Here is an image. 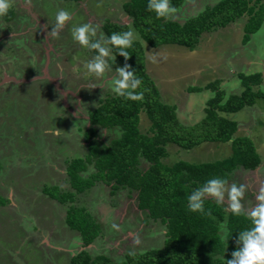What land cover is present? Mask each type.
<instances>
[{
  "label": "rangeland",
  "instance_id": "rangeland-1",
  "mask_svg": "<svg viewBox=\"0 0 264 264\" xmlns=\"http://www.w3.org/2000/svg\"><path fill=\"white\" fill-rule=\"evenodd\" d=\"M126 1L128 0H31L29 5L27 0H13V7L8 14L0 17V192L5 191L6 187H3L5 181L11 183L12 191L16 194L15 200L21 208L13 210H7L11 209L10 207L3 208L7 211L0 209V264H46L50 252L54 250L48 245L58 244L56 247L59 249L65 247L59 245V242L62 241L63 236L60 232L64 230L63 226L67 228L64 216L69 205L76 207L89 205L98 208L115 206L114 211L110 213H91L92 220L99 225L101 232L98 240L88 249L91 255L105 249L117 257L122 255V250L139 252L162 245L164 226L147 218L145 213L135 210L132 191L129 192L132 194H129L126 187L119 188L113 197L109 195V186L100 181L91 186V189L76 193L68 186L64 174L65 165L73 159L82 158L85 153L83 133L89 126L86 111L95 106L98 99L115 94L111 90V78L116 76L115 68L111 69L112 67L104 77L88 76L82 63L79 76L72 72V66L77 63L74 57L86 61L90 59L91 52L72 40L71 27L91 21L99 26V35L102 32L101 25L108 20L112 23L126 24L131 28L130 20L123 19L121 5ZM207 1L210 0H187L185 4L187 10L183 12L177 10L169 19L183 22L187 16L200 11ZM61 8L69 10L73 14V19L65 25L59 38H52L50 32L48 35L47 32L55 22V12ZM245 19L246 15L236 18L231 26L227 24L216 36L211 34L212 31L201 33L195 45L198 50L203 48L199 45L208 40L207 34L214 37L211 43L209 40L207 43L208 49L214 48L213 57L218 62L214 70L207 65L212 59L211 55L205 53L207 50H203L204 54L201 56H195L176 44H159L152 48L140 40L136 30L131 28L134 40L139 41L141 45L144 71L157 89L158 100L172 105L174 98L179 96L180 89L202 87L210 81L215 86L217 83L219 87L220 81L224 79L221 74L227 72L229 67L233 66L239 71L237 61L233 64L230 57L234 56L232 51L237 49L238 53L241 50L239 41ZM46 24L47 29L44 28ZM233 24L236 25L235 29L232 28ZM261 25L256 32L258 35L252 36L249 45L250 54L256 58L261 57L258 70L264 68V17ZM200 38L203 41L200 42ZM150 52L157 54L156 63L149 60ZM33 57L35 64L32 63ZM197 68H202L203 71L193 72V69ZM229 74L230 80H233L238 73L233 69ZM15 78L17 81L13 82ZM102 81L105 86L101 84ZM91 84L97 86L90 89ZM250 90L262 93L263 98H254L252 104L242 107L235 113L218 114L236 122V125L241 123L233 137L249 135L261 161L252 170L236 169L228 176L229 184L249 185L243 201L245 207L255 205V188L259 181L264 180V81L262 83L261 79L258 84L251 85ZM66 91L74 94L75 98L78 96V103L72 102L77 113L71 115L70 121H66L68 108L66 110L60 101L61 93ZM239 91L238 86L234 92ZM21 93H28V96ZM198 97L200 98L199 94H196L193 99L195 108L199 105ZM67 99L72 101L74 98ZM149 125L145 114L139 112L138 129L143 132L149 129ZM199 128L198 126V133L202 132ZM96 133L107 143L117 136L118 131L97 127ZM209 134L212 135L213 131ZM209 142L201 141L189 149L188 161L212 162L231 155L230 144L227 141H211L214 143V149L206 150ZM168 151V159H164L167 165L178 160L179 157L176 156L180 153L175 145H168ZM49 164H52L55 169L53 172H57L59 178L52 175ZM144 166L145 163L140 162V168ZM5 175L9 176L6 178L8 180L5 179ZM51 186H55L58 192L75 193L72 201L60 203L42 192L44 187ZM96 200L98 203L95 204ZM220 206L225 213L228 212L225 210L227 204ZM34 220L39 228L37 236L31 231ZM219 230L222 235L223 229L220 227ZM76 234L78 233L75 231L73 235L67 232L64 235L71 244L72 252L79 247ZM134 236L139 237V244L133 243ZM116 243L119 244L118 250L113 249ZM55 258L58 264L68 262L63 252L57 254Z\"/></svg>",
  "mask_w": 264,
  "mask_h": 264
},
{
  "label": "trees",
  "instance_id": "trees-1",
  "mask_svg": "<svg viewBox=\"0 0 264 264\" xmlns=\"http://www.w3.org/2000/svg\"><path fill=\"white\" fill-rule=\"evenodd\" d=\"M77 1V0H71ZM181 0H171L177 6ZM148 0H128L122 3V11L130 18V27L136 30L139 39L149 47L159 44H176L189 50L198 43L201 33L223 27L236 18L246 15L242 27L241 43L261 24L264 15V0H219L206 7L195 16L179 23L172 19L158 18L155 12L147 10ZM101 30L105 35L129 30L126 24L103 22ZM113 54L118 49H111ZM130 59L125 61L117 54L116 61L109 60L112 68L131 65L142 84L136 89L143 92V100H130L116 94L99 99L87 112L88 127L83 138L86 153L82 158L71 160L65 165L68 186L76 193L89 189L96 182L109 186L112 196L119 188L135 192L136 208L144 210L146 217L158 220L165 226L161 247L130 255L113 261L98 254L90 256L80 249L72 255L67 264H226L236 250L239 231L251 227L250 220L243 215L225 213L215 201L207 199L205 209L212 215L205 216L190 212L187 196L213 177L228 179L236 169L252 170L260 163V158L249 138L232 137L236 123L217 115V111L235 112L253 103L254 98L262 97L260 92H252L251 84L259 83V74L238 73L242 91L229 95L222 103V92L214 83L207 88L214 95L206 101L204 117L192 126H183L175 118L173 108L161 103L157 89L143 67V53L139 41L127 49ZM189 91L198 90L188 88ZM263 98V97H262ZM144 112L149 121L147 133L138 129V113ZM202 132H197V127ZM118 131V135L107 143L102 141L96 128ZM213 131V134L209 132ZM201 141L229 142L231 155L212 162L190 163L178 160L167 165L166 144H174L181 149H190ZM144 159L148 165L140 168ZM42 192L60 203L72 201V192H58L55 186L43 188ZM3 199L0 198V204ZM65 224L78 232L81 246L85 247L99 233L95 223L83 207L69 205L64 216ZM227 226L219 233L220 225Z\"/></svg>",
  "mask_w": 264,
  "mask_h": 264
},
{
  "label": "clouds",
  "instance_id": "clouds-1",
  "mask_svg": "<svg viewBox=\"0 0 264 264\" xmlns=\"http://www.w3.org/2000/svg\"><path fill=\"white\" fill-rule=\"evenodd\" d=\"M27 3L30 5L31 0H27ZM12 7L13 0H0V17L7 15ZM147 10L155 12L158 18L165 20L177 12V8L171 4V0H148ZM72 19L73 14L69 10L58 9L55 12V22L47 35L50 32L52 38H59L65 25ZM44 28H48L47 24L44 25ZM98 28L99 26L94 25L91 21L71 27L72 40L89 52H95V55L86 61H80L79 57H74L77 63L72 66V72L77 76L81 72V63L88 76L101 78L111 68L109 60L116 61L117 54L123 56L125 61L130 59L131 53L127 49L132 48L134 40V32L131 28L127 31L112 32L110 35H105L102 32L98 35ZM113 47L118 49L116 54L111 51ZM148 58L152 63L157 62V54L150 52ZM32 63L35 64V57H33ZM115 72L116 76L111 78V90L125 99L143 100V92L136 91L141 86L142 80L136 77L135 71L131 70V65L125 63L123 66H118L115 68ZM96 86V84H91L90 89ZM56 134L58 135L59 132L57 131ZM248 190L249 185L246 183L229 184L226 178L213 177L193 189L187 196V208L190 212L211 216V209H205V201L212 199L217 205L227 204L225 210L233 215H243L250 220L251 227L239 231L236 239L237 248L231 253V258L225 259L226 264H264V180L259 181L255 188L256 203L252 207H245L243 203ZM113 227L118 228L116 225ZM220 227L227 230V226L224 224H221ZM133 243H140L138 236L133 237ZM130 255H135V253H130Z\"/></svg>",
  "mask_w": 264,
  "mask_h": 264
},
{
  "label": "crops",
  "instance_id": "crops-1",
  "mask_svg": "<svg viewBox=\"0 0 264 264\" xmlns=\"http://www.w3.org/2000/svg\"><path fill=\"white\" fill-rule=\"evenodd\" d=\"M219 0H210V1H207V2H204V4H203V8L200 10V11H197L195 14H193V15H190V16H187L186 17V19L187 18H189V17H192V16H195L197 13H199V12H201L202 10H204L206 7H211L212 5H214L215 3H217ZM187 3V0H181L180 1V3L176 6V8H177V10L179 11V10H181L182 12L183 11H185V10H187V7L185 6V4ZM197 9V8H196ZM195 10V9H194ZM124 13V12H123ZM91 17V16H90ZM263 17H264V15H263ZM246 18H247V16H246ZM123 19H125V20H130L129 19V17L124 13V16H123ZM185 19V20H186ZM39 20V19H38ZM172 20H175V19H172ZM262 20H263V18H262ZM175 21H177V20H175ZM246 21V19L244 20V22ZM177 22H179V21H177ZM234 22V21H233ZM233 22H229L228 24L230 25L231 23H233ZM179 23H181V22H179ZM102 24V23H101ZM261 24H262V21H261ZM260 24V25H261ZM227 25V24H226ZM225 25V26H226ZM231 26V25H230ZM236 26V25H235ZM234 26V24H233V26H232V28H234L235 27ZM260 27V26H259ZM261 27H262V25H261ZM225 27L223 26V27H219V28H217V29H214V30H211L212 32H211V34H213V36H216L218 33H219V30H221V29H224ZM235 29V28H234ZM260 29V28H259ZM102 31V30H101ZM257 32V30L255 31V32H253V33H251L250 35H249V38H248V40L245 42V43H241V41H239L240 42V46H241V50L237 53V49L236 50H234V51H232V53L234 54V56L233 57H230L231 59H230V62H233V64H234V62L235 61H237V63L236 64H238V70L239 71H237V69L235 68V67H233V66H231V67H229L228 68V70H227V72H225L224 74H221L222 75V77L224 78V79H222V81H220V83H219V87H218V85H217V83H216V88H217V90H219V91H221L222 92V99L220 100V102L219 103H222L229 95H238V94H240V92L242 91V86L240 85V82H239V79L236 77V76H234V79L233 80H230V72H232V70L234 69L235 71H236V73H242V74H244V75H248V74H252V73H258L259 74V81H261V79H262V83H263V81H264V77H263V74H264V68L261 70H258V67H260V65L261 64H259V63H261L260 62V58L261 57H254L253 56V54H250V48H249V45H250V43H251V40H252V36H255V35H258V33H256ZM103 33V32H102ZM211 34H207V39L210 41V43L212 42V38H214V37H212V36H210ZM240 34V32L238 31V35ZM209 36V37H208ZM242 36V35H241ZM240 39H241V37H240ZM208 40H206L205 42H203V43H201L199 46H202L203 48L201 49V50H198V48H196V46L193 48V49H191V50H189V49H187V48H185V49H187L189 52V54H192V55H195V56H201L202 54H204V51L203 50H207V51H205V53L206 54H209V55H211V61L209 62V63H207V65L210 67V68H212L213 70L216 68V66L218 65V62H217V60H215L214 59V57H213V55H214V48L212 47V48H210L211 47V45H209L210 47V49H208L207 48V43H208ZM238 40V39H237ZM201 41H203L201 38H200V42ZM178 46H180V45H178ZM157 47V46H156ZM183 47V46H182ZM152 48H154V47H152ZM249 53V54H248ZM84 55V54H83ZM93 55H95V52H91V55H89V58H91ZM249 55H252V57L250 56L249 57ZM251 58H253V61H251ZM80 61H83L82 60V58H80ZM111 69H113V68H111ZM201 70L203 71V69L202 68H197V69H193V72H195V73H200L201 72ZM147 73V72H146ZM189 73L191 74L192 72H190L189 71ZM233 75V74H232ZM231 75V76H232ZM218 76H220V74H218ZM46 78H49V77H46ZM151 78H153V77H151ZM50 80V79H49ZM155 84H156V81L154 80L153 81ZM210 83H212L211 81L210 82H208V83H206L205 85H203L202 87H199V86H191V88H196V89H198V90H192V91H189V90H186V89H180L181 91L179 92L180 94H179V96L178 97H175L174 98V102H172L173 104L172 105H169V106H171L172 108H173V112H174V115H175V118H176V120H177V122L179 123V124H181V125H183V126H192V125H194V124H196V123H198L203 117H204V115H205V113H204V108L206 107V101L209 99V98H211L213 95H214V91L211 89V88H207L206 86H207V84H210ZM101 84H103L104 85V83H103V81H102V83ZM251 85H256V84H251ZM105 86V85H104ZM240 87V91L238 92V93H235L234 92V90H235V88H237V87ZM189 87V86H188ZM203 89V91H201ZM198 92V93H197ZM196 94H199V96H200V101H199V105H198V107L197 108H195V105H194V102L195 101H193V99H194V97H196ZM66 95V96H65ZM60 101H61V103H62V105L64 106V108L67 110V108H68V110H67V113H68V115H67V120L66 121H70V117H71V115L72 116H74V114L75 113H77V110H76V107H75V104L74 103H78V96L75 98V95L74 94H70V92L69 91H66V93H64V92H62L61 93V95H60ZM67 97L69 98V97H71V98H74V99H71L72 101H70V99H67ZM99 100V99H98ZM97 100V101H98ZM63 101V102H62ZM75 101V102H74ZM72 102H74V103H72ZM161 102V101H160ZM198 102V101H197ZM161 103H163V104H166V103H164V102H161ZM167 105V104H166ZM245 106H247V105H245ZM244 107V106H243ZM74 108V109H73ZM240 109H242V108H240ZM89 111V109L86 111V113ZM238 111V110H237ZM237 111H235V112H237ZM221 111H217V115L220 113ZM235 112H231V113H235ZM141 113V112H140ZM142 113H144V112H142ZM223 113H229V112H223ZM218 116H220V115H218ZM87 120V119H86ZM88 123V122H87ZM236 123V122H235ZM237 127H236V131H238V129H239V127L241 126V123H237V125H236ZM109 131V130H108ZM140 131V130H139ZM141 132V131H140ZM142 133H147V129L145 130V131H143ZM118 135V134H117ZM237 135V134H236ZM234 136V133H233V135H232V137ZM238 136H240V135H238ZM241 136H244V135H241ZM245 137H247V138H249V135H246ZM229 143V142H228ZM168 145H174V144H166L165 145V149H166V153H167V155H166V157H164L163 159H162V161L164 162V163H166L165 161H164V159H168V156H169V151H168ZM214 143H212V142H209V144L206 146V150H213L214 148ZM175 147L177 148V149H179V155L178 156H176L177 155V153H176V157H179V159L178 160H183V161H186V162H189L188 160H190V158L188 157V153H187V151L189 150V149H181V148H179V147H177L176 145H175ZM181 149V150H180ZM191 149V148H190ZM254 149H255V147H254ZM184 150V151H183ZM255 151H256V149H255ZM85 153H86V149H85ZM85 153H84V155H85ZM256 153H257V151H256ZM83 155V156H84ZM82 156V157H83ZM175 157V158H176ZM178 160H176V161H178ZM141 162H143V163H145V166H147L148 165V163L144 160V159H142V161ZM175 162V161H174ZM261 162V161H260ZM260 164V163H259ZM258 164V165H259ZM49 166V168H50V171L53 173L52 175L53 176H55L56 178L58 177L57 176V172H53L55 169L53 168V166H52V164H49L48 165ZM257 167V166H256ZM54 169V170H53ZM65 169V168H64ZM238 170V169H237ZM240 170H242V169H240ZM244 171H249V170H244ZM65 174V176H66V173H64ZM9 176H7L6 177V175H5V179L6 178H8ZM55 178V179H56ZM59 178V177H58ZM3 179V178H2ZM6 180H8V179H6ZM6 182V184H4V186L3 187H6L5 188V191L4 192H0V198H2L3 199V203L2 204H0V209L1 210H4V211H7V210H13V209H21L20 208V206H19V204H18V202L15 200L16 199V194L12 191V184L11 183H9L8 184V182L7 181H5ZM93 186H95V184L93 185ZM92 186V187H93ZM2 189V188H1ZM91 189V188H90ZM134 194V197H133V199L135 198V192L134 191H132ZM83 193V192H82ZM129 193V192H128ZM5 196H4V195ZM129 194H132V193H129ZM113 197H115V194L113 195ZM52 199V198H51ZM56 202V201H55ZM134 202H135V204H134V208H135V210H137V211H140L141 213H145L146 214V212L144 211V210H139V209H137L136 208V201H135V199H134ZM95 204L96 203H98L97 202V200L94 202ZM3 204H6V205H3ZM12 205H14V206H12ZM22 205H23V203H22ZM5 207H10L11 209H7V210H5V209H3V208H5ZM87 212H88V214L92 217V215H91V213H94V212H98V213H102V214H106V213H110V211H114L113 209H115L114 207L115 206H113V207H110V206H108L107 208L104 206L103 208H98V206H94V207H89V205H88V207L86 206V205H84V206H82ZM23 209H24V211L26 210L25 209V207L23 206ZM94 215V214H93ZM16 217V216H15ZM37 218V217H36ZM93 218V217H92ZM152 220V219H151ZM98 221L99 222H101L99 219H98ZM152 221H157V222H159L158 220H152ZM160 223V222H159ZM100 224V223H99ZM161 224V223H160ZM32 225V233H34V235H39V233H38V231H39V228L37 227V225H36V223H35V220H34V222L31 224ZM162 225V224H161ZM164 226V225H163ZM68 228V229H67ZM67 228H65L64 226H63V229L64 230H62V232H60L61 233V236H63V237H61L62 238V241H60L59 242V245H65V247L63 248V249H59V248H57L56 246H58V244L57 245H48L49 247H51V248H54V250H52V252H50V254H49V257L47 258V262H46V264H58V260L55 258V257H57V254H59V253H64V256L66 257V259L68 258V260H69V258L72 256V255H74L76 252H78L80 249H84L85 251H87V253L90 255V256H94V255H98V254H101V255H104V256H106V257H108L109 259H111V260H114V261H119V260H122L123 259V257H124V255L126 254V253H141V252H143V251H145V250H147V249H149V248H147V249H144V250H141V251H139V252H137V251H134V250H122L123 252L121 253L122 255L121 256H114L113 254H110L111 252L110 251H106L105 249H103V250H99V252L97 253V254H93V255H91L90 253H89V248L90 247H92L93 245V243H95L98 239V237H99V235L101 234V232H99L98 233V235L92 240V242H90L89 244H87L85 247H82L81 246V240H80V236H79V234H76L77 235V237H78V239H79V247H78V249L77 250H75L74 252H72L71 250H70V243L69 242H67V239H65V237H64V235H66V232H67V234H69V233H71L72 235H73V232H75V230L73 231V229H70L68 226H67ZM159 228V227H158ZM164 233H165V226H164V231H163ZM78 233V232H77ZM117 245L115 246V245H113V249L114 250H118V243H116ZM92 245V246H91ZM157 248H159V247H157ZM59 249V250H58ZM55 252H57V253H55ZM60 264H61V262H60Z\"/></svg>",
  "mask_w": 264,
  "mask_h": 264
},
{
  "label": "flooded vegetation",
  "instance_id": "flooded-vegetation-1",
  "mask_svg": "<svg viewBox=\"0 0 264 264\" xmlns=\"http://www.w3.org/2000/svg\"><path fill=\"white\" fill-rule=\"evenodd\" d=\"M17 81V78H15V80L13 82ZM10 83V82H9ZM17 86V85H16ZM23 95H27L28 93H21ZM28 96V95H27Z\"/></svg>",
  "mask_w": 264,
  "mask_h": 264
}]
</instances>
